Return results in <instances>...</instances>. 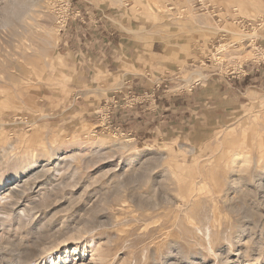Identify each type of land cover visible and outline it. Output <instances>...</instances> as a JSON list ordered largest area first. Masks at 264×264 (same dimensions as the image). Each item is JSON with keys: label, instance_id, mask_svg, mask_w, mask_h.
I'll return each mask as SVG.
<instances>
[{"label": "rangeland", "instance_id": "1", "mask_svg": "<svg viewBox=\"0 0 264 264\" xmlns=\"http://www.w3.org/2000/svg\"><path fill=\"white\" fill-rule=\"evenodd\" d=\"M42 1L0 0V264H264V0Z\"/></svg>", "mask_w": 264, "mask_h": 264}, {"label": "built area", "instance_id": "2", "mask_svg": "<svg viewBox=\"0 0 264 264\" xmlns=\"http://www.w3.org/2000/svg\"><path fill=\"white\" fill-rule=\"evenodd\" d=\"M69 8H70V12L68 15L63 16V14H62V15L58 16L57 25H58L60 32H63L67 29L69 21L71 18L76 19L81 14V12L78 10H73V9L71 10L70 4L68 6V9ZM65 9L67 10V8H65ZM254 23H256L255 25L261 27L264 24V14L262 16H260L257 20H254ZM249 25H251V24L249 23ZM19 122H22L26 126V128H28V129H31L33 126L32 120L28 119V118H24V119L20 118Z\"/></svg>", "mask_w": 264, "mask_h": 264}, {"label": "bare ground", "instance_id": "3", "mask_svg": "<svg viewBox=\"0 0 264 264\" xmlns=\"http://www.w3.org/2000/svg\"><path fill=\"white\" fill-rule=\"evenodd\" d=\"M13 1H17V3L16 2H14V3H16V5L14 4V6H12V8H10L9 6L10 5H12V4H8V3H10V2H8L7 3V5L8 6H6L5 8H7V7H9L10 8V10L8 9L7 11H9L8 13H9V15H11V16H17V17H19L20 19H23V16H24V13L25 12H30V13H33L32 11H36V7H38V5L40 4V3H42L43 1L42 0H13ZM10 11H11V13H10ZM24 12V13H23ZM7 13V12H6ZM5 13V14H6ZM7 13V14H8ZM23 14V15H22ZM28 14V13H27ZM27 14L25 15V16H27ZM37 14V13H36ZM6 16V15H5ZM8 19H9V17L7 18V16L5 17V20H6V22L8 21ZM11 19V18H10ZM25 21V20H24ZM5 22V23H6ZM11 22L10 21H8V24H10ZM24 23V22H23ZM7 24V25H8ZM31 166H28V168H30Z\"/></svg>", "mask_w": 264, "mask_h": 264}]
</instances>
